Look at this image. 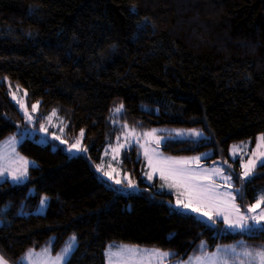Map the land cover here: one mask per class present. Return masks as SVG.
Masks as SVG:
<instances>
[{"label": "trees", "instance_id": "trees-1", "mask_svg": "<svg viewBox=\"0 0 264 264\" xmlns=\"http://www.w3.org/2000/svg\"><path fill=\"white\" fill-rule=\"evenodd\" d=\"M14 89L38 103L37 123L55 110L68 142L83 130L89 156L30 137L19 143L35 166L22 183L0 180V256L9 264L32 249L58 254L73 235L69 264H107L105 250L117 244L168 250L173 262L219 244L264 248V232H231L177 211L159 178L147 182L137 145L121 166L140 191L120 192L94 167L124 125L200 130L161 150L210 149L204 162L232 164L238 204H253L264 167L242 180L230 148L264 133V0H0V142L27 125ZM44 195L47 209L37 213Z\"/></svg>", "mask_w": 264, "mask_h": 264}, {"label": "snow or ice", "instance_id": "snow-or-ice-1", "mask_svg": "<svg viewBox=\"0 0 264 264\" xmlns=\"http://www.w3.org/2000/svg\"><path fill=\"white\" fill-rule=\"evenodd\" d=\"M15 99V94H13ZM25 117L31 121L32 115L28 112L24 105ZM38 103L32 105V112L37 111ZM123 109V105L116 108L115 112H120ZM52 115H55L53 110ZM41 130L45 131V126L41 125ZM63 132V129H60ZM185 133L183 130H175V136H161L158 134V130L152 129L151 131L143 132L142 134L136 133L135 129H128L127 125H124V131L122 135L125 137V144L119 143V137H117L118 144L116 147H112V151L119 154L120 150L127 147H131L135 142L142 150L143 156L147 161L150 171H146L145 175L151 182L155 174L159 175V179L162 181L160 188L167 187L169 190L177 191L176 210L186 211L190 210L193 213H197L201 218L206 217L212 224L217 222V219H222L223 223L233 230L241 231H261L264 232V193H261L256 202L247 207V212L241 210L240 206L235 203L236 195L239 194V189L231 191L233 188L232 176L224 173V169L220 167H202L201 156H195L190 158H176L165 156L160 151V145L164 143L166 139H175L181 137ZM189 135L201 136L202 133L196 130H190ZM140 136L144 138V142H140ZM84 137V131L81 130L79 138L68 146V151L72 152H86L87 148L82 146V139ZM55 139L60 140L59 136H55ZM9 143L14 145L15 138H10ZM65 143V141H61ZM154 145V147H153ZM111 147V145H110ZM15 150L13 149V153ZM107 154V153H106ZM206 156L207 154H203ZM115 159V156L113 157ZM35 166L34 162H30L23 157L15 158L8 155L0 156V180L10 177L14 183H22L27 177L28 167ZM111 168V164H109ZM243 169L241 173V179L248 181L255 175L257 167H264V134L258 137L256 150L251 153V156L241 163ZM97 170L103 172L104 176L112 180L113 176L111 172L103 171V169L97 165ZM112 171H116L112 169ZM217 178L223 181V185L226 187L222 190V185L217 183ZM124 179L127 180L128 188H135L136 184L133 180L129 179L125 174ZM114 183L120 185L121 179H115ZM47 201V197L40 201L43 206ZM257 209L259 211L257 212ZM249 221L252 223L250 224ZM71 243H68L60 253L55 257H48L43 264H69L71 254L76 250V236L73 235ZM206 245V242L201 243V249ZM113 246H110L105 252L107 264H143L145 253L136 247L120 246L118 250L113 251ZM47 251V250H46ZM232 253L231 259L225 256H218V253L201 254L199 256H192L185 262V264H264V248L249 249L242 247L240 252H237L235 247L225 250L227 253ZM219 252V250H218ZM172 255V253L161 252L160 250L153 249L147 252L149 262L151 257H156L158 264H163V261ZM22 260H27L28 264H33L31 259V253L28 256L23 257ZM0 264H7L2 257H0Z\"/></svg>", "mask_w": 264, "mask_h": 264}, {"label": "rangeland", "instance_id": "rangeland-1", "mask_svg": "<svg viewBox=\"0 0 264 264\" xmlns=\"http://www.w3.org/2000/svg\"><path fill=\"white\" fill-rule=\"evenodd\" d=\"M13 94H15V97H16L15 99L13 98ZM11 97L18 104L19 109L21 110V112L23 113V115H24V108H22L21 105H24V107L27 108L28 112L32 115L33 119L31 121H29L25 117V115H24V118H25V120L27 122V125L21 130V134H19V135L18 134L9 135V136H7L5 139H3L0 142V156L8 155L10 157L15 158L16 155H18V157H23L24 159H26V160H28L30 162H33L31 159L23 156L18 151V149H17L19 143H21L26 137L33 138L37 142H40V143L51 142L53 148H55L57 146H61L70 155L83 154L85 156H89L88 155V150L86 152H79V153L76 152L75 150H73L72 152H69L68 151V146L70 144L74 143L76 141V139L79 138V136L73 142H68V140L64 138V136H63L64 135V123H63V119H62V117L56 111H55V115H52L53 112H51L50 114H48V116H46L45 120L37 123L38 111H39L38 110V107H37V111L32 112V105L33 104L30 105V106L27 104L26 99H25V92L22 91V90H17V89L11 90ZM34 104H37V103H34ZM41 125H44L45 126V129H46L45 131H42L41 130ZM60 129H63V132H61ZM128 129H134V128L131 127V126H128ZM153 129L158 130V134L161 135V136H165V137H169L170 135L171 136H175V130H183L185 134L183 136H181V137H186V136H190L188 134L190 130H195V129H187V128H169V127H155ZM151 130L141 131V130L135 129L136 133H138V134H142L143 132L151 131ZM196 131L201 132L202 133L201 136L204 135L202 131H200V130H196ZM262 134H264V133L259 134L257 136L256 140L253 141V142L249 139V140L243 141L241 143L233 144L231 146V148H230V155H231V157H233L234 159H239L240 160V165H241V163L243 161H246L251 156V153L254 150H256V146H257V142H258V137H260ZM55 136H59L60 137V140L55 139ZM201 136H198V137H201ZM13 137L15 138V144L14 145H12V144L9 143L10 138H13ZM119 138H120L119 139V143H121V144H125L126 143L125 137L122 135V133L119 136ZM61 141H65V143H61ZM140 142L141 143L144 142V138L142 136H140ZM81 143H82V146L85 147L84 144H83V140H82ZM117 144H118V141L117 140L115 141V143L107 144L103 148V150H102V153H101V156H100V160L97 163H94V167L97 170V165H99L103 169V171H108V172H111L112 173L113 179L110 180V179H108L107 176H104L103 175V172L97 170V173H98L99 177L102 178L103 181H105V183L108 184L109 186L115 187L120 192H123V193L138 192V191H140V186L132 178L131 174L129 172L125 171L122 168V166H121L122 154H123V152H124L125 149L130 148V147H127L126 146L125 148H123V149L120 150L119 154H116V153H114L112 151V147H116ZM110 145H111V147H110ZM133 145H137V144L135 142H133L132 146ZM161 145H160V151L165 156H168V157H176V158H182V157L183 158H190V157H195V156H201L202 157V159H201V166L202 167H209V168H211V167L216 166V167L223 168L225 174L232 176V184H233V188H234V183H235V181H234L235 180L234 179V174H233V170L229 168V167L233 168L232 164H230V163L227 164L228 165L227 166L228 168H226L225 165L222 164L221 162H215V163L213 162L211 164H207V163L204 162V159L205 158H207L210 155H212V151L210 149L209 150H206V151H203V152H201L199 154L191 155V156H176V155H168V154H165L161 150ZM153 147H154V145H153ZM13 149L15 150L14 153H13ZM140 150H141V155L143 156V150L141 148H140ZM203 154H207V155L204 156ZM114 156H115V159H113ZM145 162H146V166H147L146 171H150V169L148 168L146 159H145ZM109 164H111V168L109 167ZM112 169H115L116 171H112ZM242 171H243V169L241 167V173H242ZM125 174H127V176H128L129 179H131V180H133L135 182V184H136V187L135 188H128L127 187V180L124 179ZM145 177H146V180H147L148 183H153L156 178H159V175L158 174H155L153 176V180L151 182L147 179V176L146 175H145ZM6 178L10 179V177H6ZM26 178L23 180V182L26 180ZM115 179H121L122 180V183L120 185L115 184L114 183V180ZM161 183H162V181L160 180L159 187H160V184ZM217 183L218 184H221L223 186L222 187V190H224V188L226 186L223 185V181L221 179L217 178ZM233 188L232 189H229V190L233 191ZM163 189L168 190L169 192H171L174 195V203H173V205L176 207L177 191L176 190H169L167 187H165ZM33 190H34V188H30V192H32ZM45 197H47L46 203L43 206H41V203H40L39 206H38V208L35 209V212H37V213L38 212L39 213H44L46 211L47 206H48V202H49V197L47 195H44L42 197V199H44ZM235 203L237 205H239L238 202H237V200H235ZM7 206H8V204L4 205L1 208V212H3L6 209ZM261 207L264 208V205H262ZM240 208H241L242 211L247 212V207L245 209H243L240 206ZM258 211H259V209H257V212ZM186 212H191V211L190 210H186ZM191 213H193V212H191ZM193 214H195L197 217L201 218L197 213H193ZM201 219L204 220V221H206L209 224H212L210 221L207 220L206 217H203ZM217 220H221L222 221V219H219V218ZM2 222H3V219L0 216V225L2 224ZM249 223L251 224L252 222L249 221ZM262 223H264V221H262ZM215 224H212V225H215ZM224 227L227 230L231 231V232H244V233H249V231H246V230L241 231V230H238V229L237 230L229 229L225 224H224ZM69 243H71V241ZM110 246H113L112 247V250L113 251L118 250V248L120 246L136 247V248L141 249L145 253L144 259H143V264H158L156 257H151V260L149 262V258L147 256V252H149V251H151L153 249L160 250L161 252L171 253L168 250H163V249H160V248H157V247H154V246H137V245H131V244H117L116 246H114V245H110ZM110 246H108L106 248L105 252L108 250V248ZM232 247H235L236 250H237V252H240L241 249H242V247H244V246H241L240 247L237 244H219L216 247L215 250H213L211 252L204 253V254L211 255L212 253H218V256H221V257L225 256V254H226L227 257L229 259H231L232 253L230 251H228L226 253L225 250L231 249ZM249 249H251V248H249ZM218 250H219V252H218ZM29 253H31V259H32L33 264H43V261H45L48 257H55V255H56V254H53L49 249H40V250L32 249V250H30L26 254V256H28ZM192 256H194V255H192ZM192 256H190V257H192ZM196 256H199V255H196ZM190 257H188L185 260H180V261H174L173 262V261H171L169 259L170 258V256H169V257H167V259H165L163 261V264H185V262L188 261V259ZM7 264H9V263L7 262ZM23 264H28V261L27 260H23Z\"/></svg>", "mask_w": 264, "mask_h": 264}]
</instances>
